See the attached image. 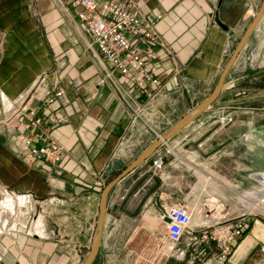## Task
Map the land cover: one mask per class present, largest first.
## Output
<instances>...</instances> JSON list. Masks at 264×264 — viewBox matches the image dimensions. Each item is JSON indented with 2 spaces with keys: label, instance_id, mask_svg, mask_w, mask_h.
<instances>
[{
  "label": "crops",
  "instance_id": "1",
  "mask_svg": "<svg viewBox=\"0 0 264 264\" xmlns=\"http://www.w3.org/2000/svg\"><path fill=\"white\" fill-rule=\"evenodd\" d=\"M70 1L0 0V184L14 200L29 194L42 216L35 217L37 223L27 231L10 227L13 214L1 216L0 264L84 263L96 237L105 186L159 140L155 131L165 134L212 94L260 0H120L136 14L162 16L157 25L160 40L154 45L157 57L150 60L163 83L160 93L145 101V95L118 74L122 88L142 107V118H134L115 88L100 85L98 66L85 51L75 24L76 11L68 13L63 7ZM44 74L46 80L36 88ZM53 85L64 94L49 107L42 105L40 127L67 153L59 161H31L22 139L27 131L8 121L7 102L27 92L37 96ZM254 111L264 113V16L215 102L170 138L176 152L160 146L113 185L93 264H108L109 255L132 254L127 247L107 248V240L153 237L160 239L166 256L159 264H168L169 250L176 245L178 264H189L193 258L186 259L187 252L199 249L193 235L203 225L193 213L183 239L168 247L162 234L167 225L159 211L174 203L198 206L199 190L211 196L206 206L219 198L225 204L238 200L264 207L262 194L247 190L252 181L264 189V117L252 120ZM62 113L67 121L51 120ZM205 128L210 132L203 134ZM252 141L258 144L257 152L250 148ZM159 155L164 163L155 168L153 160ZM17 219L23 222V215ZM247 220L249 229L225 264H264V218ZM210 245L215 243L202 244L200 255Z\"/></svg>",
  "mask_w": 264,
  "mask_h": 264
},
{
  "label": "built area",
  "instance_id": "2",
  "mask_svg": "<svg viewBox=\"0 0 264 264\" xmlns=\"http://www.w3.org/2000/svg\"><path fill=\"white\" fill-rule=\"evenodd\" d=\"M63 7L68 13L69 10L76 11L75 24L85 51L98 66L101 74L100 85L115 88L130 108L134 118H142V107L135 105L122 88L118 74L132 82L145 95V101H151L160 93L163 83L158 77L156 68L150 65V60L157 57L154 45L160 40L157 25L162 16L136 14L120 0H71L68 6ZM46 75L40 77L36 88L41 87L46 80ZM63 94V89H57L56 85H53V88L42 89L37 96L35 91L27 92L7 102L8 121H16L18 126H23L27 131L26 134L23 133L22 139L27 150L26 157L31 161H59L67 153V149L62 144L49 139L41 130L43 118L38 115L42 105L49 107ZM1 99L4 97L1 96ZM67 119L65 113L51 118L53 122L58 123L65 122ZM155 132L157 138L162 141L161 147L166 152H176L170 139H165L164 134L158 131ZM163 163L164 159L161 155L153 160L155 168H161ZM21 196L30 197L29 194ZM217 202L222 207L223 216L201 226L193 235L196 244L215 243V246L210 245L203 259H200V253L195 255L189 264H225L234 246L249 229L247 220L249 214L235 219L230 218V207L219 198ZM193 213L191 207L184 203L165 205L159 211L162 221L165 217L171 220L164 221L167 225L166 235L169 242L178 244L183 239L192 225Z\"/></svg>",
  "mask_w": 264,
  "mask_h": 264
},
{
  "label": "rangeland",
  "instance_id": "3",
  "mask_svg": "<svg viewBox=\"0 0 264 264\" xmlns=\"http://www.w3.org/2000/svg\"><path fill=\"white\" fill-rule=\"evenodd\" d=\"M263 0H260L257 4V7L255 8V11L253 12L252 16L246 21L244 30L246 29V26L252 21L254 14L257 13L259 10ZM242 31V33L244 32ZM241 33V35H242ZM240 35V37H241ZM240 37L236 41V43L239 41ZM257 38V37H254ZM256 45L259 46V40L255 39ZM253 82L258 83V79H253ZM232 83H230L231 86ZM226 86V84H225ZM251 119L254 121H257L260 117H264L263 112L259 111H254L251 113ZM203 134L209 133L210 130L205 128L203 131ZM198 133V132H197ZM200 133V132H199ZM250 148L253 151L257 152L258 150V144L254 143L253 141L250 142ZM253 163L258 162L256 158H252L251 160ZM261 161H264L261 159ZM189 180H192V178L189 177ZM261 185L263 186L260 182L252 181L249 186H247V190H256L262 194V198L264 199V189L263 190H258L257 186ZM246 191V190H245ZM6 188L0 184V200H3L6 195ZM238 195H244V191H239L236 192ZM198 196L202 197L201 204L198 206H192L191 209L194 211V217L196 218V221L198 224H209L213 220L217 219L216 217H211L210 213H208L206 210L210 209L212 207V204H208L207 206L205 205L207 203V200L211 197L207 195V191L199 190L197 192ZM255 197H259L257 193H253ZM216 196V195H214ZM217 197V196H216ZM230 207V218H238L241 217L244 214H249L251 217H259L262 216L264 218V207L261 206H245L243 205L240 201L236 200L233 201L229 204H227ZM22 214L23 215V222L19 221L18 215ZM220 216V214H217ZM152 218L155 217V214H150ZM40 219L39 217L41 216V212H39L38 206L33 202V200H30L28 205L25 207H17L13 215H11L10 219V227L15 228L17 231L18 230H30L31 227L33 228L36 221L34 222V219ZM2 221V217L0 216V223ZM161 224L162 221L158 220ZM157 221V222H158ZM42 222V221H41ZM194 222V221H193ZM151 222L149 221V224ZM158 225L159 223H155ZM27 226V227H26ZM2 229V226H0V230ZM8 230L5 229L4 231ZM167 233V228L163 229L162 234L166 235ZM1 234V233H0ZM169 242V241H168ZM159 243H161L160 239H157V237H153L151 239H146V238H136V239H120V238H114L111 240H107L106 247L113 249L114 247H127V249H133L132 254H120V255H109L106 256L107 258V263H114L115 261H123V264H126L124 262H128L127 264H159V262L162 260V257L166 258V256L163 254L162 250L159 248ZM92 246V245H91ZM168 247H172V243L169 242L167 245ZM202 247V245H199V249ZM1 248V245H0ZM199 249L197 251L191 250L187 252L186 259L191 260L195 255H199ZM90 250V249H89ZM169 250V249H168ZM170 251V258L168 259V264H178V245L174 247V249L169 250ZM1 252V251H0ZM169 253V252H168ZM200 259H203V255H200ZM205 257V256H204ZM2 258V257H0ZM198 259V260H200ZM85 260V258H82V262ZM1 262V261H0ZM81 262V263H82Z\"/></svg>",
  "mask_w": 264,
  "mask_h": 264
},
{
  "label": "water",
  "instance_id": "4",
  "mask_svg": "<svg viewBox=\"0 0 264 264\" xmlns=\"http://www.w3.org/2000/svg\"><path fill=\"white\" fill-rule=\"evenodd\" d=\"M264 16V0L253 17L252 21L250 24L247 26L245 29L243 35L239 39L238 43L236 44L230 58L228 59L227 63L225 64L220 79L212 92V94L204 101L202 102L199 106H197L194 110H192L189 114H187L184 118L179 120L174 126H172L165 134L164 138L165 139H170L173 135H175L177 132H179L181 129H183L186 125H188L196 116L201 114L203 111H205L210 105H212L215 100L218 98L220 95L221 91L225 87L226 84V79L227 76L232 69L233 65L235 64L240 52L246 45L247 41L249 40L250 36L252 33L257 29L259 23L261 22L262 18ZM221 25L227 29V26L221 23ZM162 141L157 140L153 146H151L148 150H146L144 153H142L134 162H132L119 176H117L115 179L110 181L104 188L101 196V206H100V215H99V220H98V226H97V232H96V237L94 239V243L92 246V249L84 261L83 264H93L95 259L98 256L99 253V248L100 244L102 241V236H103V231H104V226H105V221H106V213H107V203H108V196L111 188L113 185L119 181L121 178H123L127 173L135 169L138 165L142 164L145 160L150 158L154 152L161 146ZM164 221L170 222L169 217H165Z\"/></svg>",
  "mask_w": 264,
  "mask_h": 264
},
{
  "label": "clouds",
  "instance_id": "5",
  "mask_svg": "<svg viewBox=\"0 0 264 264\" xmlns=\"http://www.w3.org/2000/svg\"><path fill=\"white\" fill-rule=\"evenodd\" d=\"M30 200L29 196H20L14 200L12 196L6 195L3 200H0V216L4 213L13 214L17 207H25Z\"/></svg>",
  "mask_w": 264,
  "mask_h": 264
},
{
  "label": "bare ground",
  "instance_id": "6",
  "mask_svg": "<svg viewBox=\"0 0 264 264\" xmlns=\"http://www.w3.org/2000/svg\"><path fill=\"white\" fill-rule=\"evenodd\" d=\"M210 204H212V207L210 209H207L206 211L208 213H210L211 217H216V218H220L222 217V207L218 204L217 202V198H212L210 200ZM214 208H216V210L214 211ZM220 214V216H218L217 214ZM8 220V219H7ZM41 224V223H40ZM39 224V225H40ZM38 225V224H37ZM5 226V225H4Z\"/></svg>",
  "mask_w": 264,
  "mask_h": 264
}]
</instances>
